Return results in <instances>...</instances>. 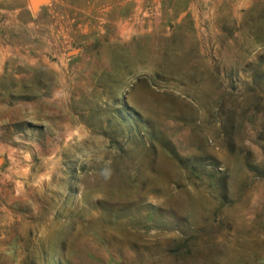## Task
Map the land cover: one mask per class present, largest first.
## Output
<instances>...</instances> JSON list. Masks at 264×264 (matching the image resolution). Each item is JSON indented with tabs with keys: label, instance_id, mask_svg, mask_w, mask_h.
I'll return each mask as SVG.
<instances>
[{
	"label": "rangeland",
	"instance_id": "rangeland-1",
	"mask_svg": "<svg viewBox=\"0 0 264 264\" xmlns=\"http://www.w3.org/2000/svg\"><path fill=\"white\" fill-rule=\"evenodd\" d=\"M39 1L0 0V264H264V0Z\"/></svg>",
	"mask_w": 264,
	"mask_h": 264
},
{
	"label": "water",
	"instance_id": "water-1",
	"mask_svg": "<svg viewBox=\"0 0 264 264\" xmlns=\"http://www.w3.org/2000/svg\"><path fill=\"white\" fill-rule=\"evenodd\" d=\"M41 1H42V0H41ZM41 1H39L38 4H39ZM38 4H37V5H38ZM36 7H37V6H36Z\"/></svg>",
	"mask_w": 264,
	"mask_h": 264
}]
</instances>
